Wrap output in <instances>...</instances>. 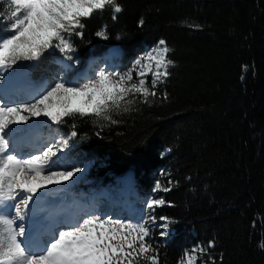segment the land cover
<instances>
[{
    "label": "trees",
    "instance_id": "obj_1",
    "mask_svg": "<svg viewBox=\"0 0 264 264\" xmlns=\"http://www.w3.org/2000/svg\"><path fill=\"white\" fill-rule=\"evenodd\" d=\"M118 3L117 19L110 8L96 12L82 20V37L72 35L80 66L118 47L125 69L164 40L170 75L157 96L114 110L115 123L75 116L57 129L76 125L71 150L96 187L131 173L137 194L164 201L155 218L169 220L167 233L145 238L157 264H180L185 250L209 242L207 264H264V0ZM12 10L0 0V37ZM50 59L45 52L31 77L51 82Z\"/></svg>",
    "mask_w": 264,
    "mask_h": 264
},
{
    "label": "snow or ice",
    "instance_id": "obj_2",
    "mask_svg": "<svg viewBox=\"0 0 264 264\" xmlns=\"http://www.w3.org/2000/svg\"><path fill=\"white\" fill-rule=\"evenodd\" d=\"M10 4L14 6L10 13L12 22L0 37V82L5 79L3 74L11 75L19 62H37L50 49L72 60L74 48L70 37L83 36L82 20L109 8L115 20L122 11L118 0H10ZM97 36L107 38L103 31L97 32ZM169 52L166 42L161 40L157 48L137 59L133 70L127 73L100 70L85 83L60 79L34 93L27 102L0 101V264H136V258L141 256L157 264L155 255H146L153 251L145 241L150 232L147 220L125 223L112 217L85 214L58 222L62 229L53 230L42 245L34 244L29 224L35 222L37 202L45 192L53 191L50 185L74 182L77 174L84 171L81 167L69 170L60 166L59 153L70 147L78 133L73 124L67 136L54 137L26 155L9 151V137L16 131L13 125H27L30 129L41 118L55 125L75 116H92L98 121L115 123L111 113L122 106L127 111L126 105L133 103L128 99L130 95L139 94L145 98L144 102L149 95L157 96L158 83L168 78L169 66H174ZM148 75H151V90ZM162 203L163 200H150L146 207L152 210ZM150 219L156 222L155 217ZM214 246V242H209V248ZM185 256L187 259L181 264H193L196 259L187 252ZM210 260L215 264L214 259L210 257Z\"/></svg>",
    "mask_w": 264,
    "mask_h": 264
},
{
    "label": "rangeland",
    "instance_id": "obj_3",
    "mask_svg": "<svg viewBox=\"0 0 264 264\" xmlns=\"http://www.w3.org/2000/svg\"><path fill=\"white\" fill-rule=\"evenodd\" d=\"M8 1L10 2V0ZM12 8L14 10L13 5H12ZM11 22H12V19L10 23ZM71 38L72 36L70 37V39ZM157 47H158V43L154 45L153 47H151L150 49H148L147 51H145L140 56H138L130 64V66L125 69L118 68V58L109 59L107 55L110 52V49H108L103 55L101 54L99 56L86 59L82 66H80V60L75 55L74 51L71 53L72 60H66L64 55L60 53L58 50L50 49L49 52H46V55L51 56L50 62L56 72L54 75L51 74V82L43 77L41 78L31 77L30 71L32 69V66L36 62H19L12 69L11 75H9L8 72L3 74L5 79L2 82H0V92H3L4 96L0 97V101L6 102V103L29 101L34 93L26 92L25 88L27 87L23 86L26 84L35 85V88L33 89V91L38 92V91H42L44 88L54 85V83L60 79H63L66 82H71V83H85L87 82L88 79L94 78L96 73L100 70H104L107 72H119L122 74L127 73L133 70L137 59L144 57L147 53H149L150 51H152L153 49ZM114 51L116 52V50ZM120 54H121V51H120ZM139 70H140L139 67H137L136 71H139ZM153 71H155L154 68H153ZM18 72H23V73H18ZM16 74L17 76H15ZM20 76L21 77L26 76L25 80L27 81V83H23V84L20 83L19 85L15 81L14 82L8 81V79L12 77H20ZM133 77H134L133 82H135L136 81L135 71H133ZM15 80L17 81V79ZM147 80L149 81L148 87L151 88V75L147 76ZM140 96L141 95L139 94L130 95L128 99L133 100L135 97H140ZM41 119L42 120L36 126L38 127L37 130H35L36 128L29 129L27 125H22V124L17 125V127L15 128L16 131L13 132L14 133L13 137L18 138L19 142H17L14 145V143L12 142V138L9 137V142H10L9 151H15L18 154L26 155L29 153H33L36 150H38L40 147H42L44 143L46 142V139L48 140L47 142H51L54 137L59 138V137L68 135L66 133L60 132L57 129V126L55 124H52L50 121L44 122V118H41ZM28 134H31L33 138H29L26 141L25 136H27ZM32 145L34 146V148L30 149L29 146H32ZM26 146H28L27 149L25 148ZM59 157H60V166L62 169L70 170L73 167H81L84 169V171L82 173L77 174L78 178H75L74 182L70 183L71 186L69 188L65 186L66 185L65 184V185H60L61 187H58L57 189H53V191H50V193H54V192L56 193L48 196V201H46L47 204H45L42 207H39L38 209L35 208V211H34L35 215L33 218H35L36 223L39 224V226L44 224V226L47 227V229L43 228V230L45 229V233H46V230L48 232V229H49L48 226H50L49 222L51 219L53 222L54 216H56L55 218H63V219H64V216H71V217L74 216V218L72 219H76V218H80L84 216L85 214H93V213L98 214L102 217H112L113 219H120L124 221L125 223H138V222L147 220L148 221L147 226L149 227L150 232H153L156 235H160V236H162L161 235L162 232L164 233V235L167 233L168 223H169L168 219H162V218L156 219L155 218V221H156L155 223H153L152 220L150 219V217H155V212H156L155 209L158 207V205L154 206L152 210H149L146 207L148 201L159 200V198H156L157 196L156 192H152L150 194L139 195L134 191L133 186H132V189L129 190L127 188V184L124 183L123 180L120 181V179L122 178H117L115 184L110 185V187H113L115 189L117 186L116 190H111L106 187H102V188L96 187L94 184V181L87 180L86 177L88 173V166L87 165L80 166L81 158L72 152L71 142H70L69 148L59 153ZM133 184H134V181L132 178V185ZM129 192L130 193L132 192V197L130 201L127 200V197H126V195L129 194ZM45 195H47L46 192H45ZM96 195L98 196L94 200H92V198ZM58 198H61L64 202V204H62L61 211L58 212V215L62 213V215H60L59 217L55 215L56 211L52 210L51 208L52 207L51 205L53 204L52 200L58 199ZM72 200L77 204V206H79V209L74 210V205L71 203ZM108 201L111 202L112 205H109ZM119 207H121L122 209ZM48 212L51 214V216L52 215L54 216L52 217L50 216L51 217L50 218L48 215H46V213ZM41 219H44L45 222L40 223ZM165 225L167 227H165ZM58 227L62 229L63 226L59 225ZM49 238H50V234L47 235V239ZM40 239L43 240L42 237H40ZM208 245L207 247H204L201 244H196L190 247L189 249L185 250L181 262L187 259V257L185 256V253L187 252L196 257V259L193 260V264H206V260L209 257ZM194 248L196 249V252L193 253ZM200 249H203L204 251L201 252ZM146 255L149 256L148 253ZM136 261L141 262V263L149 262V260L144 258L143 256L137 257Z\"/></svg>",
    "mask_w": 264,
    "mask_h": 264
},
{
    "label": "bare ground",
    "instance_id": "obj_4",
    "mask_svg": "<svg viewBox=\"0 0 264 264\" xmlns=\"http://www.w3.org/2000/svg\"><path fill=\"white\" fill-rule=\"evenodd\" d=\"M113 53L110 51L109 53H108V57L109 56H111ZM6 73V72H5ZM16 73V72H15ZM18 73H23V72H18ZM25 74V73H24ZM15 76H17V74L15 75ZM10 79H12V80H10ZM10 79H8V81L9 82H17V84H19L20 85V83L21 84H23V83H27V81L25 80L26 79V76L25 77H12V78H10ZM15 79H17V81L15 80ZM29 82V81H28ZM23 86H25V87H27V88H25L26 89V92L27 93H35L36 91H33V89L35 88V85H32V84H26V85H23ZM39 86V85H38ZM26 93V94H27ZM2 96H4V93L3 92H0V97H2ZM42 120V119H41ZM40 120V121H41ZM39 121V122H40ZM38 122V123H39ZM30 123H32L31 121H30ZM38 123H37V125H38ZM12 127H14V128H16L17 127V125H13ZM33 128H36L35 130H37V128L38 127H33ZM13 135H14V133H12L11 135H10V137L12 138V142L14 143V145L17 143V142H19V139L18 138H14L13 137ZM25 138H26V141L29 139V138H33V136H31V134H28L27 136H25ZM48 140L46 139V142H47ZM27 147L28 146H26L25 148L27 149ZM30 147V149L31 148H34V146L32 145V146H29ZM29 150V149H28ZM21 151V150H20ZM129 177L130 178H132V176H131V174H127V175H125V176H123L122 177V179H123V181H124V183H126V184H128L129 183ZM74 180H75V178H74ZM121 181V180H120ZM70 183H72V182H62V183H60V184H58V185H50L49 187L50 188H52V189H57L58 187H61L60 185H65V184H67L68 186V188L71 186V184ZM125 184V185H126ZM63 189V188H62ZM127 190V189H126ZM58 191V190H57ZM75 192V191H74ZM54 193H56V192H54ZM54 193H50V192H46V194L47 195H44L38 202H37V204H36V207L35 208H39V207H42V206H44L45 204H47V202L46 201H48V196L49 195H53ZM98 195H96V196H94L93 198H92V200H94L96 197H97ZM61 198H58V199H54V200H52V202H53V204L51 205L52 207V210H54V211H56V213H55V215H57L58 217L60 216V215H62V213H60L59 215H58V212H60L61 211V207H62V204H64V202H63V200L61 199ZM43 201H45V202H43ZM109 202V201H108ZM70 203V202H69ZM71 203L74 205V210H77V209H79V206H77V204L72 200L71 201ZM109 205H112L111 204V202H109ZM60 206V207H59ZM57 207H59V208H57ZM119 208H121V207H119ZM122 209V208H121ZM72 213H73V211H72ZM53 214V213H52ZM75 214V213H74ZM34 215H35V212H34ZM46 215H48L49 217L51 216V214L48 212V213H46ZM52 216H54V215H52ZM51 216V217H52ZM50 217V218H51ZM56 216H54L53 217V222H54V220H55V222H54V228H53V222H52V219L50 220V222H49V224H50V226H48V232H47V230H46V233H45V229L43 230V228H46L47 229V227H45L44 226V224H42V225H40L39 226V224H37L36 223V220H35V218H33V220L35 221L34 223H30L29 224V227H30V229H31V239H32V242L34 243V244H36V245H42L43 243H44V240L46 241V239H47V235H49L53 230H55L56 229V227H58L60 224L58 223V222H60L61 220V218H55ZM69 217V218H68ZM64 216V219L65 220H71L72 218H74V216ZM41 222H45L44 221V219H41L40 220V223ZM44 232V233H43ZM40 237H42L43 238V240H41L40 239Z\"/></svg>",
    "mask_w": 264,
    "mask_h": 264
},
{
    "label": "water",
    "instance_id": "obj_5",
    "mask_svg": "<svg viewBox=\"0 0 264 264\" xmlns=\"http://www.w3.org/2000/svg\"><path fill=\"white\" fill-rule=\"evenodd\" d=\"M78 37H81V36H78ZM129 174H131V173H129ZM131 176H132V174H131Z\"/></svg>",
    "mask_w": 264,
    "mask_h": 264
}]
</instances>
